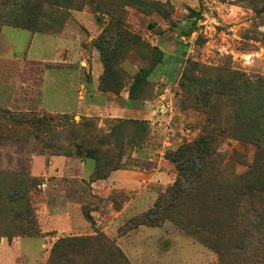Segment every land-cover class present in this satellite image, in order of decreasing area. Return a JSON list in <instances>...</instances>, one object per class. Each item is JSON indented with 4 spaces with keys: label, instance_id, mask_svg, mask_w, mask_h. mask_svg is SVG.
Masks as SVG:
<instances>
[{
    "label": "rangeland",
    "instance_id": "374dc122",
    "mask_svg": "<svg viewBox=\"0 0 264 264\" xmlns=\"http://www.w3.org/2000/svg\"><path fill=\"white\" fill-rule=\"evenodd\" d=\"M15 1L17 6L13 3ZM114 1L119 3L121 19L131 32L142 37L146 43L160 50L163 48V63L157 66L149 76V83L143 85L131 100L137 106L145 101L153 102V109H157L155 118L161 125H150L141 118L118 120L80 114L63 117L60 113L81 109L74 90L72 70L81 68L86 72L90 67L92 62L88 55L97 50L94 41L110 22L107 15L96 10L97 0H81V11L86 12L83 21L79 20L80 11L70 9L73 8L72 2L70 5L63 0L39 2L44 13L37 33L15 28L10 18L11 12L25 16L20 6L26 4V0H10V3L0 0V16H4L0 20V239L11 234L15 236L13 240L25 238L16 246L6 245L0 256L9 258L24 253L26 264H36L35 261L44 256L40 249L43 238L17 237L28 228L20 224L21 218L18 217L28 208L21 205L23 193L16 188L30 177L37 184L29 187L26 198L42 231L49 226L46 204L56 194L54 190L67 192L81 205L85 217L91 216L93 209L100 214L99 222L94 221L95 225H92L93 231L56 236L44 256L45 264L54 244L69 238L93 239L91 242L94 244L86 250L69 248L66 263L60 264H106L107 249H101L94 239L100 236L113 242L129 264L254 262V257L236 254V248L240 246L260 245L258 232L247 226L249 216L245 210H241L232 226L228 227L230 210L224 199L223 209L213 205L216 198L214 185L206 186L193 196L174 198L173 194L195 190L194 171L202 168L203 163L199 159L185 161L181 172L171 162L170 156L183 145L192 144L203 133L212 113L207 105L216 104L219 100L221 114L225 116L228 112L229 103L225 102L224 92L218 96L213 91L209 96L207 94L212 86L194 88L185 80L183 73L188 70L201 80L212 78L219 72H239L254 81L264 79V0H145L162 3L160 14L156 8L137 9L129 0H105L107 9ZM197 13L201 15L194 26L192 16ZM213 16L218 26L210 21L207 23V18L209 20ZM95 19L102 31L90 39L89 32ZM203 22L207 24L203 25ZM26 24L30 29L34 25L30 21ZM165 54H168L166 61ZM152 59L151 54L142 48L134 49L121 65L127 73V80L131 82L137 74L132 75L135 70L152 68ZM98 65L100 69L99 62ZM257 96L264 102V91ZM246 102L245 98L240 107L243 120L246 114L251 117L254 113L252 108L245 107ZM51 116L57 119L56 122L46 120L47 124L40 125L34 121ZM256 117L257 120L250 123L249 131L238 129L232 133H221L218 151L226 172L243 174L254 164L256 145L241 141L237 136H264V114ZM14 121H24L25 125L16 126ZM152 132L156 133L154 142L157 148H163V143L168 142L162 155L158 156L173 167L169 183L160 188L155 200L139 203L136 215L129 212L117 214L129 199L122 192L113 191L108 199L94 197L90 187L94 175L82 181L69 176L55 179L52 176L48 178L47 172L39 173L37 163L33 167V158L56 155L79 162L92 161L96 165L95 160L86 155L88 149H95L100 157L101 176L107 175L108 178L116 171L110 170L115 168L121 170L144 165L151 168L152 163H142L132 154L135 149L149 141L151 143ZM79 144L83 151L80 155L77 151ZM260 174L264 184V169ZM48 182L58 187H49ZM8 200H15L14 206L7 205ZM159 200L162 202L156 209ZM111 205L112 214H109ZM150 210L153 211L149 214ZM146 214H149V221L130 228L129 223L133 219ZM46 235L53 236V233H43L42 237Z\"/></svg>",
    "mask_w": 264,
    "mask_h": 264
},
{
    "label": "trees",
    "instance_id": "16d2710c",
    "mask_svg": "<svg viewBox=\"0 0 264 264\" xmlns=\"http://www.w3.org/2000/svg\"><path fill=\"white\" fill-rule=\"evenodd\" d=\"M44 0H26V4L20 6L25 16L18 14L16 12L10 13V18L15 28H20L23 30H31L35 33L38 32L39 22L42 18L44 11L41 9L39 2ZM51 1V0H48ZM67 5L72 2V7L70 9H75L78 11L83 10V5H81V0H63ZM105 0H97L96 7L97 11L107 15L110 18V22L94 41V47L100 54V60L103 65V73L99 80V89L104 93H113L120 95L125 89H128L129 100L134 99V96L138 90L145 84L149 83V76L157 68L158 65L163 63L164 52L156 46H152L146 43L142 37L131 32L125 23L121 19L122 13L119 12V3L114 1L110 4V8L107 9ZM35 5H32L35 3ZM6 3H10L7 0ZM17 6V2H13ZM74 3H77L75 5ZM129 3L136 7L137 9L144 10L146 7L156 8L157 13H161L162 3L156 1H145V0H129ZM31 7H33L32 10ZM138 11V10H137ZM27 13V14H26ZM143 13V12H142ZM201 13H197L192 16L194 20V26L197 23V19L200 18ZM4 16H0V20ZM28 17L27 20H25ZM27 21L34 24L30 26L26 24ZM194 29V28H193ZM193 31V30H192ZM136 48H142L146 53L151 54L153 60V67L150 69H139L131 82L127 80V73L122 69V63L127 59L129 54ZM183 77L189 84H193L194 88L200 89L202 85L212 86L207 95L211 96L214 91L215 95L222 96L224 92L225 102H228V112H225V116L221 114V107L217 101L216 104L205 105L212 110L211 115L208 117L206 122V127L203 129V133L192 144H185L180 147L177 153L170 156L172 163L177 165L178 170L183 171L181 165L185 161H192L199 159L203 166L202 168L194 171V177L196 180L197 187L195 190L182 194L179 192L174 198L183 199L188 196H193L196 193H200L202 189L206 186L214 185V206H218L223 209V199L226 207L230 210V224L231 227L234 223L235 217L241 210H245L248 214L247 226L254 229L260 235V240L257 247L254 246H240L236 248V254L239 255H249L254 257V262L248 263L247 261H242L241 264H264V184H262V179L260 174L264 169V136L261 134H243L237 136L241 141L252 142L257 147V156L255 158L254 164L250 166L249 170L243 174L228 173L224 168V160L220 154L219 145L221 143L220 135L221 133L228 132L232 133L238 129L250 130L251 124L257 120V115L264 114V102L263 99L259 98L257 94L264 91V79L252 80L250 77L239 72H229L227 74L216 73L215 76L209 79H199L193 72L188 70L183 73ZM212 79V80H211ZM202 82V84H199ZM198 85V86H197ZM245 107L247 109L252 108L253 114L245 115V119H241L240 107L245 101ZM63 117L69 116L68 114H62ZM56 122L54 116L41 119H35L37 124L45 125L47 121ZM245 121V122H244ZM16 126L25 125L24 121H14ZM75 124V123H73ZM76 125V124H75ZM61 150H59L60 152ZM78 154H82V146L77 145ZM67 154V153H66ZM66 154H64L66 156ZM98 151L95 149H88L86 152L87 157L95 160L96 165L93 173L91 174V181H96L100 179H106L107 175L104 176L100 174V157ZM57 156V155H56ZM59 156V155H58ZM99 158V159H98ZM109 164V163H108ZM120 168L111 169V171L118 170ZM186 173V171H185ZM185 175V174H184ZM183 174L180 173V177ZM27 177V176H26ZM35 180L28 177L27 182L24 181L22 185H18L16 189H19L23 196L21 200H24L21 205L28 208L26 213H21L18 215L20 219V224L28 227L26 231H22L17 237H42L43 231L41 227L37 225V219L32 211L30 210V205L28 199L26 198L27 192L31 185H36ZM214 183V184H213ZM172 195V197H173ZM200 196V195H199ZM27 199V200H26ZM19 200V201H21ZM162 200V199H160ZM158 201L155 206L157 209L162 201ZM15 200H8L7 205L14 206ZM208 205V204H206ZM152 213L153 210H150ZM201 211V209H200ZM143 215L139 219H133L129 225L131 229L137 228L140 225L145 224V220H148V215ZM87 220L90 221L92 225L95 222L92 216H86ZM149 221V220H148ZM5 237L12 241L14 239V234L5 235ZM96 244L102 248L107 249V263L106 264H129L125 255L122 251L109 239L100 236L94 238ZM93 239H79V238H69L58 240L51 250V256L47 264H60L66 263L67 253L69 248H79L82 250L88 249V246L94 244L91 242ZM240 241V240H239ZM243 244V243H242ZM78 252V251H76Z\"/></svg>",
    "mask_w": 264,
    "mask_h": 264
},
{
    "label": "crops",
    "instance_id": "0c3cea01",
    "mask_svg": "<svg viewBox=\"0 0 264 264\" xmlns=\"http://www.w3.org/2000/svg\"><path fill=\"white\" fill-rule=\"evenodd\" d=\"M85 13V11L78 12V15H80L79 20H85ZM91 28V32H89L91 33L90 39L96 37L98 34L97 32L102 31V27L96 19ZM161 50H163V48ZM89 56H91L90 60L92 63H90V67L86 72L81 68L72 70L74 73V77L72 78L75 84L74 90L78 94L80 106L82 105L81 109L79 110L76 108V110L69 113L60 112L61 114H80L90 117L96 116L102 117L103 119L118 120L141 118L150 122V125H161V123H158L159 120L155 118L154 114L157 112V109H153V102L145 101V103L137 106L135 102L129 100L128 89H125L120 95L100 91L99 80L103 73V65L97 50H93L91 55H88V58H90ZM167 56L168 54H165V61ZM98 62L100 64V69ZM137 72L138 70L133 71L132 75H135ZM43 99L45 105L46 100L44 93ZM137 115L140 117H136ZM150 134L151 143L149 141V143L143 147L135 149L132 157L138 159L142 163H152L153 165L151 168L144 165L130 169L116 170L107 179L91 181L90 183L92 189L91 193L94 197L108 199L113 191L122 192L126 198L129 197L117 214L129 212L130 215H136L135 209L138 208L137 205L139 203L145 200L149 203L152 202L160 192V188L165 187L169 183L173 166L166 159L158 156L162 155L166 149L165 145L168 142L166 141L163 143V148H157L158 145L154 142L156 133L152 132ZM32 163L33 167L35 163H37L39 173L42 171L47 172L48 178L52 176L55 179L69 176L82 181L89 178L95 169V164L92 161L79 162L62 156H37L33 158ZM48 184L49 187L52 188L58 187V185L53 186L52 182H48ZM54 191L56 194L50 198L46 204L50 220L49 226L48 229L43 231L44 234L53 233V236L46 235L45 237H40L44 239L40 247L44 256L53 245L56 236L63 234L81 235L93 231L92 224L86 219L81 205L76 203L77 201L72 199V197H69L67 192H61L60 190ZM109 202H111V200H109ZM111 209H113L112 205L110 209H108L109 214H112ZM91 216L96 223L99 222L100 214L97 209L91 211ZM103 218L105 217L103 216ZM55 224H57V226H55ZM23 239L25 238H18L9 242L6 238H1L0 252L4 250L6 245L16 246L20 244V241ZM24 255L26 254L22 253L21 256L9 258L0 256V264H26L24 262ZM44 256L36 260V264H45Z\"/></svg>",
    "mask_w": 264,
    "mask_h": 264
},
{
    "label": "built area",
    "instance_id": "2783aa9c",
    "mask_svg": "<svg viewBox=\"0 0 264 264\" xmlns=\"http://www.w3.org/2000/svg\"><path fill=\"white\" fill-rule=\"evenodd\" d=\"M209 21L212 23V25H215V26H216V25H217V26L219 25V24H218V21L216 20V17H215V16H213V17L210 18L209 20H208V18H207V23H208ZM207 23H206V22H203L202 24H203V25H206Z\"/></svg>",
    "mask_w": 264,
    "mask_h": 264
}]
</instances>
